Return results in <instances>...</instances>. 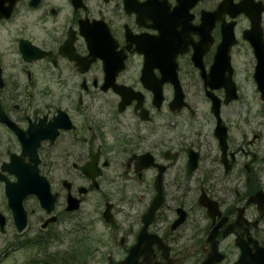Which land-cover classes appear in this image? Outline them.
Here are the masks:
<instances>
[{
  "label": "flooded vegetation",
  "instance_id": "flooded-vegetation-1",
  "mask_svg": "<svg viewBox=\"0 0 264 264\" xmlns=\"http://www.w3.org/2000/svg\"><path fill=\"white\" fill-rule=\"evenodd\" d=\"M93 192L118 260L264 264V0H0V245L89 238Z\"/></svg>",
  "mask_w": 264,
  "mask_h": 264
},
{
  "label": "rangeland",
  "instance_id": "rangeland-1",
  "mask_svg": "<svg viewBox=\"0 0 264 264\" xmlns=\"http://www.w3.org/2000/svg\"><path fill=\"white\" fill-rule=\"evenodd\" d=\"M121 184L126 190V193L123 194L124 200L112 199L111 201L120 214H134L137 200L129 191V183L122 182ZM103 206L104 202L99 199V193L93 192L85 197V201L77 212L78 219L86 213V215H90L88 221H94L93 226L89 228V238H85L80 231H73V233L59 236V239H49L50 242H46L44 245L12 248L8 253L1 252L6 245H0V264H108V254L113 259H118L127 245H117L118 237L113 243L112 231L110 232L109 245L104 244L102 233L105 231V225L99 217L95 216L98 212H102ZM72 238L76 239L75 243L71 241ZM71 246H73V252H70Z\"/></svg>",
  "mask_w": 264,
  "mask_h": 264
},
{
  "label": "water",
  "instance_id": "water-1",
  "mask_svg": "<svg viewBox=\"0 0 264 264\" xmlns=\"http://www.w3.org/2000/svg\"><path fill=\"white\" fill-rule=\"evenodd\" d=\"M179 1H181V0H179ZM237 6H238V9H239L238 10L239 12L241 10H244V5L238 4ZM228 39H230V34H228V32H226V31H224V33H223V40H222V47H226V45L229 44ZM214 98L215 97L212 96V100H213L212 112L215 115H219V101H218V99H216V98L214 99ZM216 101H218V102H216ZM38 196L40 198L41 204H45L46 203V198H45L44 193H38ZM10 204H11V206L13 208L14 217H15V220H16V223H17V228H18V230H22L24 228V226H25V223H24L25 222V219H24V213H23V209L21 207V204L18 205L16 203L12 202L11 200H10ZM68 207L71 208V209L78 208L79 207V200H75V199L70 200L69 203H68ZM110 207H111V204L106 203V208H105V211H104L103 214H104V216H105V218L107 220H109V215H111L110 214ZM154 208H155V206H153L151 204V206L147 210V215H149L150 213H152L154 211ZM143 247L144 246H142V245H133V246H131V248L129 250V254L126 257L125 260L118 261V262H113L110 259V264H137V262L135 260V250L137 248H143Z\"/></svg>",
  "mask_w": 264,
  "mask_h": 264
}]
</instances>
